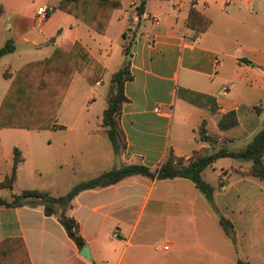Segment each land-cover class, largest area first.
<instances>
[{"label":"crops","instance_id":"obj_1","mask_svg":"<svg viewBox=\"0 0 264 264\" xmlns=\"http://www.w3.org/2000/svg\"><path fill=\"white\" fill-rule=\"evenodd\" d=\"M119 1L122 8L114 11L106 33L99 35L59 10L60 0H0V50L9 42L15 47L0 58L6 68L2 77L10 84L27 64L19 61L39 50L50 57L56 48L68 49L76 42L89 50L93 63L103 67L95 85L77 73L57 113V124L63 128L55 131L65 136L57 142L51 165L64 170L54 173L49 185L40 190L55 197L122 166L154 170L170 150L188 160L195 151L209 149L197 136L202 125L208 134L228 140V146L243 141L244 147L264 127L260 121L264 114V0H196L193 5L187 0ZM43 6L49 9L47 19L37 15ZM191 9L211 20L205 33L189 29ZM119 38L124 41L123 51L130 46L134 80L125 86L129 103L120 120L127 147L116 157L103 127V112L111 77L125 59L122 51L119 65L107 50ZM239 39L246 42L241 44ZM34 61L39 60L30 62ZM4 99L0 97V108ZM199 112L196 124L190 123L197 128L194 139L174 136L176 117L188 125L191 114ZM230 112H236L239 124L221 130L219 123ZM61 113L64 122L59 119ZM21 154L15 186L22 180L26 162ZM215 164L202 176L215 189L214 205L233 224L236 244L191 181L143 176L82 191L72 201L67 216L78 223L91 260L80 256L81 250L59 219L46 216L43 206L2 209L5 227L0 233L8 234L0 241L22 237L32 264H264V187L238 173L247 171L249 163L235 160L229 168ZM208 170L211 182L206 178ZM255 189L261 193L256 200L248 196ZM229 196L231 202H227ZM158 233L168 238L163 246L170 245L169 250L158 249L159 245V255L151 250Z\"/></svg>","mask_w":264,"mask_h":264},{"label":"trees","instance_id":"obj_2","mask_svg":"<svg viewBox=\"0 0 264 264\" xmlns=\"http://www.w3.org/2000/svg\"><path fill=\"white\" fill-rule=\"evenodd\" d=\"M57 8L87 24L97 34L104 35L115 10L122 8L119 0H60ZM1 13V8H0ZM212 22L196 9H191L188 18L189 29L205 33ZM126 39V33L123 35ZM15 51L12 43L0 50V58ZM124 62L110 80L107 94V108L103 112V127L113 147L116 157L127 147L126 137L121 127V115L129 99L125 86L134 80L131 72L130 46L124 48ZM90 69L91 72H87ZM84 74L90 85L98 83L103 75V67L93 63L89 50L80 42L70 48H56L53 54L43 60L22 66L14 75L8 94L0 108V129H20L27 131L59 130L57 113L64 101L73 77ZM236 112L225 115L220 123L221 130L238 126ZM199 141L209 146L210 153L195 151L191 158L176 157L169 151L164 162L152 170L143 165L122 166L99 177L74 187L68 194L55 197L40 190H24L13 193L17 181L18 168L23 162L19 149H14V163L11 173L0 181V190L12 192L11 200L0 199V211L24 206H43L45 215L56 216L69 238L79 250L87 244L80 235L75 219L67 216L72 201L82 191L97 187H106L131 176H143L148 179L166 181L183 178L191 181L205 196L213 210L219 216V222L233 244H236L233 224L224 217L214 205V187L203 179V172L220 159H232L250 163L247 171H238L242 177H251L264 182V127L252 141L240 151H229L228 140H220L216 135L208 134L204 125L198 130ZM0 264H32L25 241L22 237H7L0 241ZM237 264H248L239 261Z\"/></svg>","mask_w":264,"mask_h":264},{"label":"rangeland","instance_id":"obj_3","mask_svg":"<svg viewBox=\"0 0 264 264\" xmlns=\"http://www.w3.org/2000/svg\"><path fill=\"white\" fill-rule=\"evenodd\" d=\"M240 40V39H239ZM241 44L245 43L246 41L244 39L240 40ZM110 47L107 46V50L112 51V58L118 62V64H122L124 56L122 55L123 51V45L124 41L122 38H119L118 40H114L112 43H110ZM249 44V43H248ZM48 53L44 52V50H39L36 52V54L33 55L30 59H24L22 61H19L18 64H25L33 60H40L45 57H48ZM30 60V61H29ZM21 66V65H20ZM6 70V68L0 64V97L4 96V98L8 94V89L10 86L9 81H6L2 77V73ZM9 73V71H7ZM108 86V82H106L105 87ZM102 90H104L102 88ZM79 113H81L79 111ZM79 115H77L78 117ZM201 116V112L199 114H195L190 116L189 124H181V122L177 119V117L174 120L173 124V134L174 136H181V138H193L195 137L194 130H197L196 127L191 126V124H196L198 118ZM60 121L64 122L63 113L60 114ZM264 122V114L262 115L261 120ZM191 123V124H190ZM211 126V125H210ZM212 128V126H211ZM64 132L63 131H55V130H44V131H27V130H12V129H5L2 131V134H0V181L4 180V178L10 173L12 163H13V150L14 148L19 149L23 155L26 156V162L22 166V180L15 186L13 193L20 194L23 190V186H33L36 188L35 190H41L45 189L50 181L54 173L61 172L64 170V168H58L51 165V155L55 154V151L58 150V143L61 142L64 139ZM198 136V131H197ZM194 143V142H193ZM244 142L243 141H236L235 143L228 146L229 151H240L244 148ZM194 147L197 148V145L194 143ZM207 153H210V150L206 149L204 150ZM52 152V154H51ZM54 152V153H53ZM231 159H224L219 160L215 166L218 168L225 167L229 168L232 165ZM250 164V163H249ZM233 166H237V164H233ZM246 167V166H245ZM243 168V166H242ZM212 175V172L208 170L206 172V178L211 182L210 176ZM255 183H258L259 185H263L264 182H261L257 179L251 178ZM228 181H226L227 183ZM261 193L255 189L248 192L249 198L257 199L260 198L259 196ZM12 192L9 190H0V199L3 200H11ZM264 196V195H262ZM263 198V197H262ZM232 196H229L227 202L232 201ZM235 199V198H234ZM230 200V201H229ZM217 218V217H216ZM3 219L0 216V228L5 227L3 226ZM2 225V226H1ZM8 231L3 230L0 233V237L3 234H8ZM167 237H165L163 234H157L154 237V243L152 245L151 250L158 254L157 247L163 246V244L166 243Z\"/></svg>","mask_w":264,"mask_h":264},{"label":"built area","instance_id":"obj_4","mask_svg":"<svg viewBox=\"0 0 264 264\" xmlns=\"http://www.w3.org/2000/svg\"><path fill=\"white\" fill-rule=\"evenodd\" d=\"M187 1H189V3L192 5L196 2V0H187ZM37 15L42 19H47L49 15V9L46 6L40 7L37 11ZM158 249L169 250L170 245H164V246L158 247Z\"/></svg>","mask_w":264,"mask_h":264},{"label":"water","instance_id":"obj_5","mask_svg":"<svg viewBox=\"0 0 264 264\" xmlns=\"http://www.w3.org/2000/svg\"><path fill=\"white\" fill-rule=\"evenodd\" d=\"M80 256L88 259V260H91V252H90V248L89 247H85L84 249H82L80 251Z\"/></svg>","mask_w":264,"mask_h":264}]
</instances>
